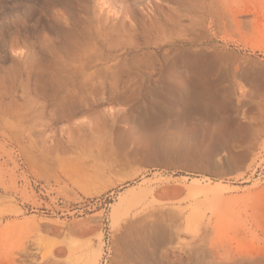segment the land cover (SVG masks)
Listing matches in <instances>:
<instances>
[{
	"label": "bare ground",
	"instance_id": "obj_1",
	"mask_svg": "<svg viewBox=\"0 0 264 264\" xmlns=\"http://www.w3.org/2000/svg\"><path fill=\"white\" fill-rule=\"evenodd\" d=\"M86 1L67 0L63 4L60 0H51L53 7L40 12L39 17L44 18L43 23L38 20L44 28L40 33L27 30L26 18H31V13L22 18V27L14 38L7 40L4 31H0V123L16 122L23 162L31 164L36 153L56 160L59 165L87 155L97 159L83 179L91 184L99 183V175L119 174L122 166L140 167L148 162L212 167L217 175L238 167L235 172L241 173L251 162L249 151L234 152L239 146L233 144L221 164L208 157L206 151L209 146L219 151L225 140L202 145L196 138L164 139L165 133L178 136L196 131H164L160 120L169 108L145 104L147 91L151 88L159 91L162 87V80L154 82V76L166 72L187 75L166 79L173 87L182 84L190 88L215 87V80L207 76L216 70L215 60L223 62V69L228 68L227 60L235 64L233 69L230 65L232 77L244 81L255 92L258 85L252 62L244 65L237 55L215 46L211 49L202 45L195 49L175 48L177 43L195 45L200 38L217 39L232 26L240 29L251 25L250 19L242 17L241 3L99 0V10H90ZM59 3L61 7L54 6ZM232 116L230 112L222 115L221 121L212 125L211 133H226ZM236 127L242 129L241 123ZM2 131L0 127V133ZM252 146L253 139L245 148ZM195 149L200 150V154H192ZM167 150L184 153L160 154ZM214 189L212 193L220 190ZM253 198H246L235 209H228V214L225 210L217 215L219 219L215 224L226 217L235 218L237 224L230 238L235 245L230 239L208 240L206 235L196 236L194 260L198 264H264V249L255 251V244H251L247 236L250 231L255 241V220L264 231V211L255 213V196ZM161 201L133 193L128 202H122L112 212L116 229L122 220L139 215L149 220L145 229L151 226L158 229L155 245L161 246L164 224L154 221L170 212L182 215L181 211L166 207ZM136 208L140 209L133 212ZM122 242L121 237L114 241L118 259L124 253ZM147 258L151 260V254L146 253Z\"/></svg>",
	"mask_w": 264,
	"mask_h": 264
},
{
	"label": "rangeland",
	"instance_id": "obj_2",
	"mask_svg": "<svg viewBox=\"0 0 264 264\" xmlns=\"http://www.w3.org/2000/svg\"><path fill=\"white\" fill-rule=\"evenodd\" d=\"M69 1L76 3L78 0ZM227 1L241 3L242 17L250 19L251 25L240 29L232 26L217 39L200 38L195 45L177 43L175 48L195 49L202 45L211 49L215 46L237 55L244 65L252 62L257 75L255 92L244 81L232 77L230 71L235 64L227 60L226 68L228 65L229 69H223V62L215 60L216 70L207 74L215 80V87L190 88L183 84L173 87L166 79L185 74L166 72L154 76V82L162 80V87L159 91L149 89L145 104L169 108L160 120L164 131H196L178 136L165 133L162 138H196L202 145L225 140L219 151L209 146L207 156L222 164L221 157L227 155L228 147L234 144L239 146L234 152L249 151L252 156L249 165L238 174L217 175L212 167L148 162L140 167L122 166L119 174L99 175V183L91 184L83 179L97 159L84 155L59 165L56 160L36 153L31 164L24 163L16 122H1L0 264L11 261L16 264H198L194 260L196 236L206 235L208 240H229L234 236L235 218L226 217L215 224L218 214L235 209L244 199H254V196L255 213L264 211V0ZM86 4L90 10H99V0H87ZM51 7V0H0V31H4L7 40L14 38L22 27V18L31 13V18H26L27 30L40 33L44 29L38 23V20L44 21L39 17L40 12ZM229 112L233 116L227 132L212 134V125ZM238 122L242 125L240 130L236 127ZM252 139L254 146L246 149ZM182 153V150H167L160 154ZM191 153L197 155L200 150ZM214 188L220 190L212 193ZM136 192L149 196V200L152 197L161 199L166 207L182 212L181 216L170 212L154 221L164 224L161 246L155 245L158 229L152 226L145 229L149 220L131 215L122 220L118 229L112 221L114 208L128 202ZM250 235L248 231L255 251L264 249V231L256 220L255 241ZM116 236L123 240L124 253L120 259L114 246ZM230 240L235 245V241ZM206 247L208 245L203 250ZM146 253L151 254V260L145 259Z\"/></svg>",
	"mask_w": 264,
	"mask_h": 264
},
{
	"label": "water",
	"instance_id": "obj_3",
	"mask_svg": "<svg viewBox=\"0 0 264 264\" xmlns=\"http://www.w3.org/2000/svg\"><path fill=\"white\" fill-rule=\"evenodd\" d=\"M224 158H226V157H225V156H222V157H221L222 161L224 160ZM213 159H214V158H213ZM214 160H216V159H214ZM246 160H247V159H245L244 163L246 162ZM244 163H242V164H244ZM237 169H238V167H235V168H232L231 170L229 169L227 172H228V173H232V172H235Z\"/></svg>",
	"mask_w": 264,
	"mask_h": 264
}]
</instances>
